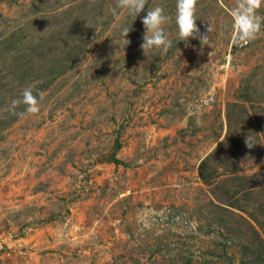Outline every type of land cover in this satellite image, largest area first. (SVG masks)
Wrapping results in <instances>:
<instances>
[{"label": "rangeland", "instance_id": "374dc122", "mask_svg": "<svg viewBox=\"0 0 264 264\" xmlns=\"http://www.w3.org/2000/svg\"><path fill=\"white\" fill-rule=\"evenodd\" d=\"M116 3L0 0V264H264V23L240 41L237 0H197L201 45L176 0Z\"/></svg>", "mask_w": 264, "mask_h": 264}, {"label": "clouds", "instance_id": "9594fccd", "mask_svg": "<svg viewBox=\"0 0 264 264\" xmlns=\"http://www.w3.org/2000/svg\"><path fill=\"white\" fill-rule=\"evenodd\" d=\"M147 4V0H117L115 8L112 9L114 15L117 14V9H123L128 14L137 17ZM196 4L197 0H176V16L175 24L178 29L179 41H188L189 38H199L201 45L207 44L208 35H200V29L196 24ZM264 0H237V7L234 11V27L237 32V39L240 41H251L256 38V35L261 30V24L264 23V18L257 14ZM169 17L165 15V10L161 6L148 8L146 15L142 17L144 26V34L140 45L145 56L150 50L159 49L161 54H166L172 45V41L168 39L165 33L164 25L168 22ZM130 27L122 29V35L126 39ZM211 27L208 28V33ZM42 94H39V99H42ZM24 105V111L17 113L16 109ZM12 114L23 116L28 114H37L40 111L38 96L33 94L31 86L23 89L19 99H13L8 109ZM245 144L248 148L254 147V137L248 135L245 138Z\"/></svg>", "mask_w": 264, "mask_h": 264}]
</instances>
